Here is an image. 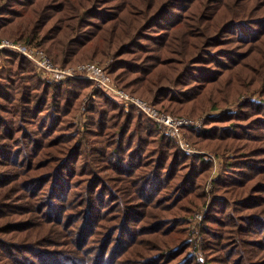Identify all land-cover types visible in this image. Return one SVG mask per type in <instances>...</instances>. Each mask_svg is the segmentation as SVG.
<instances>
[{
    "label": "trees",
    "instance_id": "1",
    "mask_svg": "<svg viewBox=\"0 0 264 264\" xmlns=\"http://www.w3.org/2000/svg\"><path fill=\"white\" fill-rule=\"evenodd\" d=\"M2 39L109 62L126 93L204 117L183 133L223 163L205 191L212 163L158 124L0 51V264H264V0H0Z\"/></svg>",
    "mask_w": 264,
    "mask_h": 264
},
{
    "label": "built area",
    "instance_id": "2",
    "mask_svg": "<svg viewBox=\"0 0 264 264\" xmlns=\"http://www.w3.org/2000/svg\"><path fill=\"white\" fill-rule=\"evenodd\" d=\"M3 50H9L23 55L33 64L39 73H41L43 76L49 75L53 80L61 81L74 76L75 70H59L57 67L53 66L50 59L38 49L29 48L2 40L0 41V51ZM107 68L108 67H100L96 64H87L76 68V71L81 75L78 76V78L92 81L97 89L103 91V93H105L111 99L126 107L135 108L139 113L147 117L149 120L158 124L166 132V134L177 140V143L183 153L192 156H204L206 160L212 162L213 173H216L218 161L216 160L215 156L208 152L206 153L198 151L194 147H191L187 142H185L183 136V129L189 127L200 128L203 124V121L190 118H174L170 115L159 112L153 106L148 105L141 99L135 98L118 89L114 85L112 79L108 76L109 68ZM206 211V209L202 211H196L192 217H190L189 221L190 225L194 229V233L197 232L196 225L200 224L205 216L204 214Z\"/></svg>",
    "mask_w": 264,
    "mask_h": 264
},
{
    "label": "rangeland",
    "instance_id": "3",
    "mask_svg": "<svg viewBox=\"0 0 264 264\" xmlns=\"http://www.w3.org/2000/svg\"><path fill=\"white\" fill-rule=\"evenodd\" d=\"M2 40H4V41H8V42H10V43H14V44H18V45H21V46H26V47H28L27 45H25V44H23V43H17V42H13V41H11V40H8V39H2ZM2 40H0V41H2ZM30 48H35V49H38V50H40V51H42V53L44 54V55H46L49 59H50V57L45 53V51H43L42 49H39V48H37V47H30ZM50 61L52 62V64H53V66H55V67H57L59 70H68V69H71V70H75L74 71V76L73 77H71V78H68V79H66V80H61V81H56V80H53L52 79V77L51 76H49V75H45V76H43L41 73H39L40 74V77H41V80H43V81H45V82H47V83H49V84H55V85H59V84H61V83H63V82H67V81H71V80H76V81H88V80H84V79H80V78H78V76H81L80 74H78V72L76 71V68H78V67H80V66H84V65H87V64H96V65H98V66H100V67H107V64L109 63V62H102V61H100V60H93V61H89V62H84V63H78V64H76V65H74V66H71V67H61V66H59V65H56V64H54L53 63V61L50 59ZM108 69V68H107ZM108 72H109V69H108ZM109 74V73H108ZM111 79H112V81H113V83H114V85L118 88V89H120V87L118 86V84L116 83V81L115 80H113V78L110 76V75H108ZM90 82V81H89ZM97 89V88H96ZM121 91H123V92H125L124 90H122V89H120ZM103 92V91H102ZM126 93V92H125ZM127 94H129L130 95V93H127ZM105 95V94H104ZM89 94L84 98V102H83V105H82V108H86V106L89 104V102H90V98H89ZM131 96H133V97H135V98H138V99H141L142 101H144V102H146L148 105H151L152 106V104H151V102L150 101H148V100H146V99H142V98H140V97H136V96H134V95H131ZM245 99L244 98H240L239 99V101L236 103V104H232V105H229V106H226V107H224V109L222 110V111H220V112H230L231 110H234V108L236 107V105L237 104H240L242 101H244ZM127 108H132V107H127ZM156 110H158L156 107H154ZM135 109V108H134ZM218 109H220V108H218ZM135 111H136V113L138 114V115H141L144 119H148L147 117H145L144 115H142L141 113H139L136 109H135ZM160 112V111H159ZM211 113L212 115H216V113H219V111H211V110H209L208 112H206V113ZM166 115H168V114H166ZM170 115V114H169ZM171 116V115H170ZM171 117H173V116H171ZM185 118H189V117H185ZM204 117H202V118H198V119H196V120H199V121H203L204 119H203ZM190 119H194V118H190ZM75 121H76V123L77 124H79V122L80 121H83V116L82 115H77L76 116V119H75ZM202 127V126H201ZM183 132V131H182ZM183 136H184V139H185V142H187L190 146H191V144L188 142V140H187V138H186V136H185V134L183 133ZM176 140V139H175ZM176 142H177V140H176ZM208 145V147H210V149H212L213 150V148L215 149V151H217V152H219V153H221L222 152V150H224V143L223 144H218V143H208L207 144ZM219 148H218V147ZM192 147V146H191ZM196 150H198V151H202V152H208V153H210V154H212V155H214L215 156V158H216V160L218 161V168L216 169V173L214 174L213 172L211 173V175H210V178L208 179V181H207V183H206V185H205V191H208V192H210L211 191V189H212V182L215 180V179H217L218 178V175H219V170H220V168H221V166H222V163H223V158H222V156L221 155H219V154H217V153H214V152H212V151H209V150H200V149H198V148H195ZM212 163V162H211ZM213 165V164H212ZM210 203V200H208L207 201V203L205 204V206L203 207V208H201V209H199V211H202V210H204V209H206L207 210V206H208V204ZM207 212L208 211H206V213L204 214V215H206L207 214ZM190 217H192V216H190ZM189 217V218H190ZM203 220H204V218L202 219V221L200 222V224L199 225H196V231H198L199 229H200V225L203 223ZM189 231H191V236H192V238H194L195 239V237L197 238V239H200V237H199V235H198V233L196 232V233H194V229H193V227L190 225L189 226ZM196 256H198L199 257V255L198 254H196ZM203 254H201V257H200V260L201 261H203ZM199 259V258H198Z\"/></svg>",
    "mask_w": 264,
    "mask_h": 264
}]
</instances>
